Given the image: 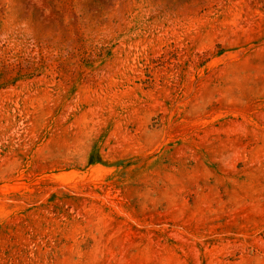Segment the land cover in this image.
I'll return each instance as SVG.
<instances>
[{
    "label": "rangeland",
    "instance_id": "obj_1",
    "mask_svg": "<svg viewBox=\"0 0 264 264\" xmlns=\"http://www.w3.org/2000/svg\"><path fill=\"white\" fill-rule=\"evenodd\" d=\"M0 264H264V0H0Z\"/></svg>",
    "mask_w": 264,
    "mask_h": 264
}]
</instances>
